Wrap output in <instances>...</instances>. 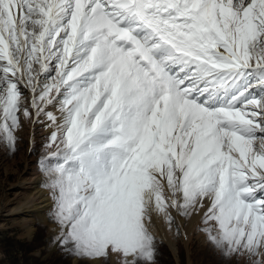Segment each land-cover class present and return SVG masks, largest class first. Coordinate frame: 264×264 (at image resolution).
<instances>
[{"label":"snow or ice","instance_id":"obj_1","mask_svg":"<svg viewBox=\"0 0 264 264\" xmlns=\"http://www.w3.org/2000/svg\"><path fill=\"white\" fill-rule=\"evenodd\" d=\"M28 122L50 251L157 264L153 218H198L264 264V0H0V148Z\"/></svg>","mask_w":264,"mask_h":264},{"label":"rangeland","instance_id":"obj_2","mask_svg":"<svg viewBox=\"0 0 264 264\" xmlns=\"http://www.w3.org/2000/svg\"><path fill=\"white\" fill-rule=\"evenodd\" d=\"M17 135L20 143L14 154L9 155L6 150L0 148V264H78L72 257L66 258L58 251H50L49 242L55 236L53 230L55 225L48 219L49 213L47 223H34L32 238L27 239L24 229L5 217L7 214L1 210L2 205H6L7 210L11 209L18 194L22 193L24 180L33 174L31 168L38 173L41 183L44 179L36 166L38 158L44 151L40 129L28 122ZM30 140H34V152L29 151ZM197 226L198 222L193 225L190 235L187 236L188 240L171 231L173 233L170 235L171 245L154 235L158 242L157 264H225L205 237L195 231ZM167 231L171 234L168 229ZM231 264L237 262L234 260ZM239 264H245L243 258Z\"/></svg>","mask_w":264,"mask_h":264},{"label":"bare ground","instance_id":"obj_3","mask_svg":"<svg viewBox=\"0 0 264 264\" xmlns=\"http://www.w3.org/2000/svg\"><path fill=\"white\" fill-rule=\"evenodd\" d=\"M36 126L40 129L44 144L45 138L50 134L51 129L46 128L43 124H36ZM32 130L33 128L31 129V132ZM30 171L33 174H30L29 178L24 180V184L22 185V193L18 194V197L13 202V206L11 207V209L7 210L6 205H2L1 208V210L5 211L4 213L7 214V216L5 217L13 220L14 222H16V224L20 225L24 229V234L27 239L32 238L35 230L34 223H47V214L52 207V202L49 199L48 193L40 188L41 182L40 178L37 176L38 173H36L34 168H31ZM153 219L155 225L154 229H152L153 235L160 237L167 244L171 245L172 240H170V235H172L173 233L170 231V234L167 231L166 226L164 225L162 220L156 219L155 217ZM177 220L179 223H182V220H180V218H177ZM197 222L198 218L191 224L185 226L184 231L186 232L187 236L190 235L191 230L193 229V225ZM53 230L54 234L56 235V228Z\"/></svg>","mask_w":264,"mask_h":264}]
</instances>
